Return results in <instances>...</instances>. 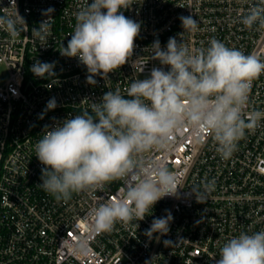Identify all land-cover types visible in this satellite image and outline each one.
<instances>
[{
  "label": "built area",
  "instance_id": "obj_1",
  "mask_svg": "<svg viewBox=\"0 0 264 264\" xmlns=\"http://www.w3.org/2000/svg\"><path fill=\"white\" fill-rule=\"evenodd\" d=\"M135 2L122 10L141 26L133 54L108 79L95 76V85L87 82L89 73L78 58L59 52L71 39L75 14L84 0H15L27 29L13 39L0 28V66L6 69L0 77V264H216L220 248L230 238L264 230V118L228 160L221 159L207 132L187 124L170 137L167 150L142 154L145 169L156 163L174 173L177 194L159 200L151 214L127 228L120 223L110 233L93 228V210L122 197L123 179L59 202L40 187L44 165L34 146L45 127L90 111L91 103L100 102L110 90L118 88L127 98L131 81L148 78L154 67L167 71L168 66L151 57L154 41L164 49L174 37L195 51L216 38L264 61V28L248 29L241 23L259 0ZM11 3L0 0V15L15 10L9 8ZM49 8L54 9V20L47 45L42 46L32 29L48 19L43 13ZM189 15L198 21L195 32H184L179 19ZM37 61L55 62V76L36 77L31 67ZM53 97L57 106L46 110ZM254 111L264 112V74L252 82L244 119ZM206 180L215 181L214 190L207 202L197 203L191 187ZM168 213L173 217L169 232L149 239L145 231L153 219ZM166 240L170 246H165Z\"/></svg>",
  "mask_w": 264,
  "mask_h": 264
},
{
  "label": "clouds",
  "instance_id": "obj_2",
  "mask_svg": "<svg viewBox=\"0 0 264 264\" xmlns=\"http://www.w3.org/2000/svg\"><path fill=\"white\" fill-rule=\"evenodd\" d=\"M135 0H84L76 12V23L67 47L60 54L78 58L86 66L87 82L95 85V76L105 80L132 56L140 24L126 17ZM15 10L0 15V28L13 39L27 29L25 19ZM106 10V11H105ZM53 8L43 14L39 28L32 35L42 46L51 35ZM184 32H195L198 21L181 16ZM241 23L248 29L264 28V0L248 10ZM151 57L168 70L154 67L145 79H134L127 88V98L120 89L106 92L100 102H92L74 118L65 119L49 129L45 127L36 142L35 156L44 165L40 187L58 202L71 199L73 193L102 190L105 185L125 180L119 199L100 203L93 210L94 231L110 233L120 223L127 228L142 221L153 206L166 196L177 194L176 177L166 166L154 163L145 169L139 157L152 150H167L170 137L185 124L207 132L216 144L221 159L228 160L246 133L254 132L264 112L254 111L245 120L242 111L249 99L252 82L264 74V61L257 55L244 54L216 38L209 46L195 51L170 37L166 48L153 42ZM144 66V65H143ZM143 66L141 71H143ZM55 62L37 61L31 72L40 78L54 77ZM57 106L51 98L46 110ZM98 121V122H97ZM215 187L206 180L191 187L197 203L207 202ZM173 217L154 218L145 235H166ZM136 227L138 224L136 223ZM171 241H164L170 246ZM82 251L86 248L82 245ZM145 264H151L146 261ZM216 264H264V230L241 232L220 248Z\"/></svg>",
  "mask_w": 264,
  "mask_h": 264
},
{
  "label": "rangeland",
  "instance_id": "obj_3",
  "mask_svg": "<svg viewBox=\"0 0 264 264\" xmlns=\"http://www.w3.org/2000/svg\"><path fill=\"white\" fill-rule=\"evenodd\" d=\"M6 69L4 66H0V77H5Z\"/></svg>",
  "mask_w": 264,
  "mask_h": 264
}]
</instances>
